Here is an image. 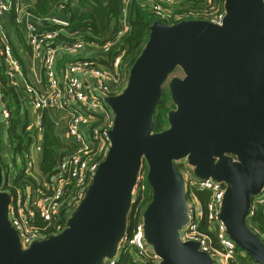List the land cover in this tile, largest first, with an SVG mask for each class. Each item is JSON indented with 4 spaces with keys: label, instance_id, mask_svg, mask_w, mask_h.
<instances>
[{
    "label": "water",
    "instance_id": "water-1",
    "mask_svg": "<svg viewBox=\"0 0 264 264\" xmlns=\"http://www.w3.org/2000/svg\"><path fill=\"white\" fill-rule=\"evenodd\" d=\"M222 25L203 19L155 20L124 91L106 97L114 112L112 144L85 198L57 235L23 249L8 217L0 160V264H104L128 229L142 165L152 199L145 236L160 264H215L196 241H182L185 182L175 160L187 157L201 178L226 185L221 218L229 236L258 264L264 241L247 224L253 196L264 188V0H225ZM56 18L68 22L66 11ZM175 108L169 126L154 114L171 73Z\"/></svg>",
    "mask_w": 264,
    "mask_h": 264
},
{
    "label": "built area",
    "instance_id": "built-area-1",
    "mask_svg": "<svg viewBox=\"0 0 264 264\" xmlns=\"http://www.w3.org/2000/svg\"><path fill=\"white\" fill-rule=\"evenodd\" d=\"M144 6L158 19L170 25L187 19H203L222 25L226 16L225 0H208L202 4L203 10L176 11L177 5L193 0H142ZM131 0H124L121 9L120 27L114 37L103 44L87 41L79 31L71 30L69 21L56 17L51 22L39 23L31 20V12L21 5L14 6L13 0H0V72L7 85L19 93L22 111L29 105L37 112H42L28 125L34 135L25 159L17 158L25 173L26 183L17 186L14 183L17 169L9 159L5 163L3 190L10 194L8 217L19 235L23 249H28L35 241L47 239L59 234L67 225L68 219L85 198L101 163L106 158L112 144L111 131L114 127V112L106 102V97L121 94L127 86L130 69L137 59L125 57L121 52L111 56L123 37L128 33L129 5ZM190 5H193L192 3ZM182 6V5H181ZM61 10L70 11L69 2L59 4ZM15 9L16 22L25 37L34 59L40 61L44 79L37 83L28 81L22 59L16 55L15 47L9 38L2 21L4 13ZM191 9V8H190ZM29 17V20L25 16ZM67 39L63 40V37ZM72 37V38H70ZM68 38H70L68 40ZM91 48V55H82ZM98 49V50H95ZM73 57L58 67L59 53ZM99 51L103 52L102 56ZM0 73V99L4 97L1 115L5 123L11 118L3 92L4 82ZM56 112L61 115L64 127L63 145L55 151L54 163L47 171L43 170L44 149V114ZM7 141L9 137L7 135ZM40 141L43 145L40 146ZM8 146L13 149L12 144ZM41 151V152H40ZM184 164L192 167L186 172V210L187 221L180 228L182 241H196L199 249L206 252L215 264H258L229 236L227 226L221 218L226 185L211 177L201 178L193 171L187 157ZM3 170V174H4ZM13 173L14 179L10 180ZM147 177L140 170L136 188L138 201L145 189ZM204 192V201L198 192ZM131 213L136 221L130 224L120 240L116 255L106 259L104 264H117L122 253H129L134 261L144 260L151 264H160L161 257L145 236L144 211L140 204ZM264 208V188L253 196L247 215V224L264 241V234L254 227V216ZM64 220H67L64 225Z\"/></svg>",
    "mask_w": 264,
    "mask_h": 264
},
{
    "label": "trees",
    "instance_id": "trees-1",
    "mask_svg": "<svg viewBox=\"0 0 264 264\" xmlns=\"http://www.w3.org/2000/svg\"><path fill=\"white\" fill-rule=\"evenodd\" d=\"M40 7L45 9L47 0H38ZM208 0H193L192 2L183 3L181 5H177L175 8L176 11H187V10H203L204 7L202 4H207ZM90 11H81L70 9V17H69V25L68 27L71 30L79 31L83 38L90 42H95L98 44H103L109 39L113 38L115 33L118 31L120 27V17H121V9L124 4V0H108L106 3L102 0H90ZM193 5H190V4ZM191 8V9H190ZM38 17L47 16V13L37 12ZM158 18L147 9L142 0H131L129 5V13H128V23L130 29L128 33L123 37L122 41L119 43L117 48L113 51L111 56H115L121 52L125 53V57L131 58L135 60L137 56L141 53L142 49L146 45L150 32L151 26L155 20ZM168 23H171L168 21ZM13 24L17 26L16 20L13 17ZM21 36V34H20ZM1 73V72H0ZM2 79L4 82L3 92L6 97L7 105L15 106V114L16 119L13 120L12 125L8 128V137L10 139V143L13 146V154L14 158V166L17 165V158L25 159V151L28 149L29 144L33 138V131L28 129L29 121L27 120L25 124L20 125L22 116H21V102L19 98V93L7 85L5 82L3 73ZM171 97L170 89L168 92L163 88V95L161 100L158 102L155 114H154V130L156 132L162 131L169 126L168 114L174 109L176 106L173 102V108H169L167 105L168 99ZM8 105V107H10ZM25 112V111H24ZM11 119V118H10ZM44 149H43V170L47 171L51 168L54 163L55 151L63 145L61 141L55 134L54 131V123L46 115L44 114ZM1 164L4 169L5 163L3 162L2 157L0 156ZM145 172H148V167L146 162H144ZM15 185L23 186L26 183L25 173L22 167L17 168V175L14 180ZM146 189L143 191L141 195L138 197V201L140 202L141 198H143L142 202L139 203L140 207H145V210L152 199V189L147 181V177L144 181ZM198 195L205 201L207 199V195L204 192H198ZM138 204V205H139ZM137 203L133 204V208L136 207ZM137 205V206H138ZM136 219L130 215L129 223L134 224ZM67 220H64V225H66ZM254 227L261 233L264 234V208L261 207L256 215L254 216ZM250 227V226H249ZM254 230L253 227H250ZM255 231V230H254ZM259 235V234H258ZM260 236V235H259ZM239 249H242L247 253L250 257L251 255L239 246ZM117 264H151L149 261L138 260L134 261L133 257L129 253H122L119 256Z\"/></svg>",
    "mask_w": 264,
    "mask_h": 264
},
{
    "label": "crops",
    "instance_id": "crops-1",
    "mask_svg": "<svg viewBox=\"0 0 264 264\" xmlns=\"http://www.w3.org/2000/svg\"><path fill=\"white\" fill-rule=\"evenodd\" d=\"M69 2L70 6L72 7V9L78 11H90V5H89V1L90 0H47L45 9H43L42 7H40L39 1L38 0H13L14 2V6L16 5H21L23 8H25L27 11L31 12L32 17L30 18L31 20L35 19L37 22L39 23H44L45 21L48 20V22H51V19L53 17H56V15L59 12H62L64 10H61L59 7V4L61 2ZM103 2H107L108 0H102ZM37 12H42V13H47V16H43V17H38ZM68 17H70V11H66ZM13 17L14 20H16V12L15 9H12L10 11H7L6 13H4L3 17H2V21L5 25V28L7 30L8 36L9 38L12 40L14 47H15V53L17 56H19L24 64V72L26 75V78L28 79V81L37 83L39 78L44 79V73L40 68V61L38 59H34L32 52H31V48L28 45L27 39L25 37V32L24 30L21 31L19 24H17V26H15L13 24ZM25 18L27 20H29V17L26 15ZM21 34V36H20ZM72 38V37H70ZM68 38V40L70 39ZM67 39V37H63V40ZM98 50V49H95ZM99 53L104 56L103 52L99 51ZM92 54L91 48H87L84 50V52L82 53V55L85 56H89ZM73 59L72 56L67 55L65 53H63L62 51H60L59 53V58H58V67L60 68V66H62L64 63L65 65L71 61ZM68 61V62H67ZM4 97L2 99H0V113L2 108L4 107ZM39 114H42V112H37L35 109H33L32 107H30L29 105L27 106V111H22L21 110V122L20 125L25 124V122L28 120L29 124L35 119V117H37ZM43 114H45V112H43ZM46 115L49 116V118L52 120V122L54 123V131L56 136L58 137V139L60 141H62L63 139V135L62 133H64V127L61 124V115L60 113H56L53 111H48L46 112ZM4 120L3 117L1 116L0 118V136L2 137H7V127L6 125H4ZM61 131V134H60ZM44 140V138L42 139V141ZM40 141V146H42L43 142ZM9 162V160H8Z\"/></svg>",
    "mask_w": 264,
    "mask_h": 264
},
{
    "label": "rangeland",
    "instance_id": "rangeland-1",
    "mask_svg": "<svg viewBox=\"0 0 264 264\" xmlns=\"http://www.w3.org/2000/svg\"><path fill=\"white\" fill-rule=\"evenodd\" d=\"M184 76V71L182 70V68H180V67H178L177 69H175L172 73H171V75H170V77L168 78V80L166 81V83H165V85H164V89H165V91L166 92H168V90H169V85H170V81H171V79L173 78V77H183ZM9 105V104H8ZM167 105H168V107L169 108H173V102H172V100H171V97L168 99V101H167ZM10 106V105H9ZM10 112H11V119H10V121H9V124H7V123H4V125H6V127H7V131H8V128L10 127V125H12V123H13V120L14 119H16V115H14L15 114V106H12V104H11V106H10ZM2 113H0V118H1V115ZM60 134H61V131H60ZM7 135H8V133H7ZM62 135H63V133H62ZM64 137V136H63ZM10 141V140H9ZM9 141H7V138L6 137H2V136H0V156L2 157V159H4V161H5V159H10L11 160V162L14 164V158H15V156H14V154H13V149L12 148H10L9 146H8V143H9ZM41 152V151H40ZM16 159H17V156H16ZM16 162H17V165H15V166H13L14 168H18V167H20V165H19V163H18V160H16ZM175 164H176V167L178 168V170L181 172V174H182V176H183V178H184V182H185V186H186V172L187 171H189L192 167H190V166H188L187 167V165H185L184 164V159H182V158H180V159H177V160H175ZM142 167H143V172L145 171V166H143L142 165ZM4 170V169H3ZM195 170V168H194V166H193V171ZM195 172V171H194ZM147 174V173H146ZM4 175H5V170H4ZM14 179V176H13V173L11 174V177H10V180H13ZM143 181H145V180H142V182ZM145 189H146V187H145ZM144 189V190H145ZM138 195V190H137V188H136V186L134 187V190H133V197H132V202H131V208H130V210H129V214L131 213V209H133V200L135 199V197Z\"/></svg>",
    "mask_w": 264,
    "mask_h": 264
}]
</instances>
